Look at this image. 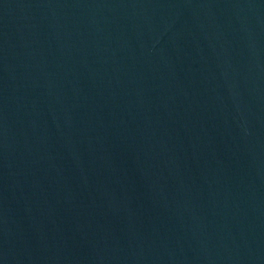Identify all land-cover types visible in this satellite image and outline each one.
<instances>
[{"label":"water","instance_id":"1","mask_svg":"<svg viewBox=\"0 0 264 264\" xmlns=\"http://www.w3.org/2000/svg\"><path fill=\"white\" fill-rule=\"evenodd\" d=\"M0 264H264V0H0Z\"/></svg>","mask_w":264,"mask_h":264}]
</instances>
